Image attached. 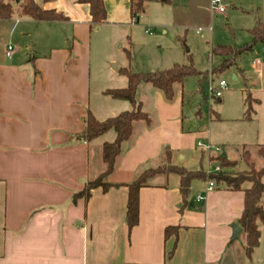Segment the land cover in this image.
<instances>
[{"label": "crops", "instance_id": "obj_1", "mask_svg": "<svg viewBox=\"0 0 264 264\" xmlns=\"http://www.w3.org/2000/svg\"><path fill=\"white\" fill-rule=\"evenodd\" d=\"M202 1L211 10V0ZM42 6L62 12L68 20L18 16V25L9 32L18 36L12 57L6 55L9 45L0 51V264H264V258L254 255L261 242L249 256L243 230L233 239L232 225L241 227L244 193L217 185L209 192L208 180L192 181L184 197L179 176L156 175L166 182L141 188L138 224L128 226V185L157 168L145 165L157 161L193 171L185 165L194 163L197 149L200 156H208L209 168L220 164L222 148L212 142L211 130L199 132L186 124L184 86H176L169 102L152 85H140L145 94L139 101L150 122L134 123L133 135L123 143L108 179L110 188L93 190L89 201L73 200L88 181L102 174V147L112 142H98L92 157L98 138H77L85 131L88 112L106 120L115 116L103 119L101 111L114 113L110 107L121 101L105 99V91L115 88L101 87L92 103L96 27L89 6L80 0H43ZM105 6L107 22L97 31L106 24L133 25L130 0H106ZM255 62L261 67L257 73H262V63ZM143 97H151V104ZM200 143L213 149L207 151ZM223 155L228 158L227 152ZM170 227L177 231L166 236Z\"/></svg>", "mask_w": 264, "mask_h": 264}, {"label": "rangeland", "instance_id": "obj_2", "mask_svg": "<svg viewBox=\"0 0 264 264\" xmlns=\"http://www.w3.org/2000/svg\"><path fill=\"white\" fill-rule=\"evenodd\" d=\"M36 1L41 5L43 3V0ZM224 5L226 13L218 14L208 8L207 1L172 0L171 3L161 4L150 0L145 4L139 22L126 28L106 24L97 31L96 27L93 30L92 103H96L97 90L101 87L122 88L127 85V77L119 71L121 68H128L133 73H149L171 68L175 64H192L203 73L204 80L200 84V77L193 76L185 81L183 102L186 124L199 132L209 133L210 129L212 142L222 148L220 155L227 152L228 159L236 160L239 169L245 170V150L254 153L258 165L263 163L256 157L255 150L258 144H264V43L254 44L251 51H245L238 57L237 65L222 72L216 70L223 59L214 55L213 50L218 46L240 49L251 44L252 30L258 23L264 24V0H224ZM16 19L18 16L0 20V51L3 45L17 47L18 36L9 33L18 25ZM200 27L203 28L201 32ZM256 60L263 65L262 73L256 72ZM234 76L238 79L235 80ZM222 80L227 86L221 100L217 101L210 97L211 86H217ZM144 94L140 86L137 99L141 100ZM105 99L113 101L110 97ZM143 99L146 105L152 102L151 97L150 100L147 97ZM250 102L253 111L247 113ZM126 109H131V104L118 101L115 108L109 109L114 113L108 114L103 110L100 117L116 116L120 110ZM212 121L214 125L209 127ZM115 138L114 131L99 137L93 144L92 157L97 154L98 142L114 141ZM202 141L205 143L206 139ZM206 156H200L197 149L194 163L185 167L197 172L213 170L215 165L211 164L209 168ZM162 164L155 161L145 165V168ZM149 182L164 184L166 180L158 177ZM196 183L203 184V181ZM262 202L264 204V196ZM259 226L262 231L261 246L254 255L264 258V223H259ZM241 242L242 238L238 243Z\"/></svg>", "mask_w": 264, "mask_h": 264}, {"label": "trees", "instance_id": "obj_3", "mask_svg": "<svg viewBox=\"0 0 264 264\" xmlns=\"http://www.w3.org/2000/svg\"><path fill=\"white\" fill-rule=\"evenodd\" d=\"M150 0H130V14L132 18H139L144 13L145 4ZM90 8L92 27H98L107 22L108 13L105 6L106 0H80ZM15 16L28 17L42 22H64L68 17L57 10H47L36 0H0V20H10ZM252 43L244 48L230 46H218L213 50L214 55L223 59L216 71L222 72L237 65L238 57L245 51H251L254 44L264 43V24L258 23L252 30ZM130 55V53H129ZM119 71L127 77L128 84L125 88L108 89L105 94L113 99L127 101L131 109L121 112L115 117L99 120L92 112H88L85 131L78 135V139L86 142L94 141L100 136L114 131L116 138L112 142L104 143L102 147V160L105 169L102 174L88 181L84 189L74 195V201L84 198L86 201L92 196V191L102 188L107 191L110 188L108 179L116 170L118 158L123 151V143L130 140L134 132V123L137 121L150 122L149 115L144 112L142 103L137 99L138 88L142 84L152 85L160 90L165 99L173 101L176 95V86H184L186 79L200 77V84L204 80L203 73L198 71L192 64H175L171 68L149 73H133L128 68ZM203 77V78H201ZM206 78V77H205ZM220 101L221 98H216ZM252 103H249L247 113L252 112ZM256 157L261 159L262 165H258L254 153L245 150L243 159L247 169L240 170L237 161H231L223 154L218 157L221 172L207 174L205 172H193L174 165H163L143 172L138 178L128 185L129 196L127 203V222L130 229L138 224L140 190L148 186L149 180L156 175H177L180 177L181 192L184 197L188 196L192 181L208 180L222 186L225 189L243 192L244 207L239 223L246 236V251L249 256L259 246L261 231L259 223H264V145L256 150ZM170 153H168V159ZM214 160V158H213ZM177 231L176 227L166 230V236Z\"/></svg>", "mask_w": 264, "mask_h": 264}, {"label": "built area", "instance_id": "obj_4", "mask_svg": "<svg viewBox=\"0 0 264 264\" xmlns=\"http://www.w3.org/2000/svg\"><path fill=\"white\" fill-rule=\"evenodd\" d=\"M210 7H211V11L213 13H224L226 11V6L224 5V0H211L210 3ZM140 17V16H139ZM140 18H134L133 22H138ZM199 31L201 32L202 29L200 28ZM13 54V47L9 46L7 48L6 51V55L8 58H11ZM256 67V72H261V67L259 64H257V62L254 63ZM227 86L226 81L222 80L219 82V84L217 86L212 85L211 86V93H210V97L212 98H221L223 96V91L225 90ZM200 146H203L207 151H210L213 149V147L211 145H203V144H199ZM217 152H220L221 149L220 148H214ZM222 171V167L217 164L213 170H209L207 173H213V172H221ZM216 188V184L212 181H209L208 183V187H207V191H213ZM203 199V197H198V201H201Z\"/></svg>", "mask_w": 264, "mask_h": 264}, {"label": "water", "instance_id": "obj_5", "mask_svg": "<svg viewBox=\"0 0 264 264\" xmlns=\"http://www.w3.org/2000/svg\"><path fill=\"white\" fill-rule=\"evenodd\" d=\"M117 68V65L115 66ZM233 228V239H237L239 236V233L241 232L242 228L238 226L237 224L232 225Z\"/></svg>", "mask_w": 264, "mask_h": 264}]
</instances>
